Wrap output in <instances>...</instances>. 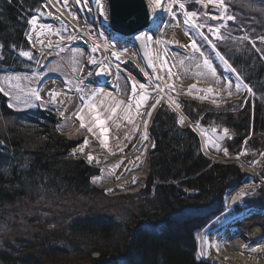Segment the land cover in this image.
Instances as JSON below:
<instances>
[{
	"label": "trees",
	"instance_id": "1",
	"mask_svg": "<svg viewBox=\"0 0 264 264\" xmlns=\"http://www.w3.org/2000/svg\"><path fill=\"white\" fill-rule=\"evenodd\" d=\"M43 2L0 0V72L33 68L38 54L26 34L33 15L46 17ZM225 3L235 21H227L226 39L216 47L255 96L219 108L180 101L195 122L228 129V155L245 150L251 161L264 149V43L257 41L264 36V0ZM187 8L217 23L199 3ZM245 35L249 40L238 39ZM59 122L50 109L13 110L0 92V264H211L199 259L197 235L224 212L227 193L251 181L238 165L206 157L199 136L164 104L150 128L155 148L144 189L109 196L92 182L98 170L68 156L82 141L59 133ZM247 204L264 210V188Z\"/></svg>",
	"mask_w": 264,
	"mask_h": 264
},
{
	"label": "bare ground",
	"instance_id": "2",
	"mask_svg": "<svg viewBox=\"0 0 264 264\" xmlns=\"http://www.w3.org/2000/svg\"><path fill=\"white\" fill-rule=\"evenodd\" d=\"M103 4L106 12L108 10L107 0H100ZM48 5L46 9L52 13L55 21L53 23H46L42 18H37V26H31V29L35 27V31H30L32 36V44L40 54L39 66L37 67L38 73L44 78L34 79V86L39 85L37 89L40 92L42 101H39L43 108H53L58 113L63 111V121L60 124L61 132L68 134L70 137L76 139H87L89 141L88 146L84 147L83 144L74 148L71 151V156L77 159H86L88 162V156L91 154L94 159L89 162L92 165L100 168L102 174L97 177L100 185L107 187L112 194L129 193L140 189L144 183L148 171V156L152 149L153 144L150 134V124L153 117L147 125L148 141L142 139L144 128L143 121L139 117H134V123L129 124L126 120L122 126H119L116 133L113 135L115 143L105 149L100 143V138L95 134L89 133L86 129H80V122L77 120L75 113L82 107L81 96L89 93L92 90L104 89L116 97L124 100L125 103H129L132 99L131 85L133 82L137 84H145L148 86V92L151 96L155 95L153 84L155 79L152 77L150 71L145 67L136 48L127 47L119 48L111 41L106 31L108 30V19L105 20L104 16L100 14V6L96 0H87L86 3L77 4L76 0H67V7L62 5L57 0H47L45 5ZM168 0H162L161 12L164 19H168L170 22V28L168 30V38H172L173 41L168 43L164 39L160 38V34H156L154 41H149V48L152 55L158 56V67L161 61L166 57V51L173 58L177 69L182 66L180 64L183 61V66L187 68V76L182 77L181 81L184 85H193L196 87H211L217 90L220 95L229 96V89L226 88V82L236 81V75L228 72L224 69L223 65L216 57L211 45L202 39L201 36L196 35L189 30L183 23L184 17L178 16L177 23L174 25L172 17L169 12L166 11ZM213 5V4H209ZM74 12H77L79 16L76 18ZM61 24L71 27L73 32V40H60L59 36L52 35L47 31V28L41 29L39 25H49L53 29L59 28ZM94 25L98 28L99 36H95L91 33L90 27ZM158 25L154 22L153 28ZM43 32L44 35L40 36ZM38 37L43 40L44 43L38 42ZM78 39H83L87 44L91 46L99 45L98 51L100 53V59L94 67H92L88 60L91 56L90 51H86L87 58L83 61L78 73L74 71L72 60V46ZM195 39L197 44L201 46V50L205 52L212 61L213 67L216 69L217 75H222V80L219 84L215 82L207 69L202 67H196V62L200 60L199 55L195 54L196 59L192 60L189 57L193 56V52L190 48L191 41ZM164 43V47L159 46L158 41ZM52 42V48H48V42ZM67 48V52L60 51V48ZM41 52L44 55H41ZM117 53L120 59H116L112 53ZM49 57H52L47 64L46 61ZM131 60L135 62L143 71L147 73L146 81H141L135 77L132 73L128 72L125 68V63ZM44 70L42 68L45 66ZM105 67L106 71L101 73L103 77L107 79L106 82L101 83L98 79V73L100 68ZM160 68V67H159ZM200 73V75H197ZM24 77H30L31 75H23ZM75 77L78 81L77 85H70L66 83L65 78ZM166 77V71H165ZM167 78V77H166ZM172 83L171 79L168 81ZM173 84V83H172ZM77 87L83 89V92L77 91ZM232 95L239 96L244 91H235L233 86ZM58 91L59 96L54 101H50V93ZM167 91V89H166ZM175 93L181 96H191L186 92L176 90ZM141 94V90H137V97ZM172 97V94L167 92ZM167 100V96H165ZM164 99V100H165ZM178 103L177 101H175ZM153 103L150 98L148 106ZM179 104V103H178ZM147 107L142 108L141 111H146ZM181 118L184 119V124H192V121L185 115L183 109L180 107L177 109ZM139 125V128H136ZM196 127V125H194ZM136 135L132 137L134 130ZM132 137V138H131ZM204 147L208 155L215 159H219L217 155H214L209 151L208 136L202 135ZM137 142V143H136ZM141 145L142 148H138ZM147 147V151L144 152L143 148ZM83 148V151H81ZM123 149V151H121ZM75 154V155H74ZM264 159V156L260 157L258 162L246 163L243 157L237 158L242 168L252 177L258 178L264 185V172L259 166V163ZM98 161V162H97ZM117 165H119L117 167ZM229 197L227 198V200ZM247 214L250 218L240 222L239 219L232 221L226 225L216 228L213 232L206 234L203 232L199 239L201 244L207 243V257L206 259L216 264H264V215L259 212L248 211ZM239 230V231H238ZM217 248L219 251H217Z\"/></svg>",
	"mask_w": 264,
	"mask_h": 264
},
{
	"label": "snow or ice",
	"instance_id": "3",
	"mask_svg": "<svg viewBox=\"0 0 264 264\" xmlns=\"http://www.w3.org/2000/svg\"><path fill=\"white\" fill-rule=\"evenodd\" d=\"M9 2H10V0H9ZM57 2H59V0H57ZM86 2H87V0H76L77 4L86 3ZM96 2L100 6V14L102 16H104L105 20H107L108 15H107V12H106L103 4L100 2V0H96ZM151 2L154 5L155 9H160L162 6V0H151ZM196 2L203 4V7L205 9L208 7L209 4H213L216 7H218L219 9H221L222 11L217 13V14H212L210 12L204 13V15L207 16L209 19L219 20V21H221V23L217 24V25H212V24L207 23L206 21L205 22H198L201 14L196 12V11H188L186 8V5L183 2H179V0H169V3L167 4L166 11H168L169 13H172L173 19H177L175 12H173V7L176 4H178V6L182 10L183 16L185 18L183 23L185 25H189L191 28L195 29L197 34L200 35L202 37V39L204 41H206L209 45H211L213 51L215 52L216 57L219 59V61L221 62V64L223 65V67L226 71L231 72V73L236 75V81L229 80L226 82V88L229 89V91H228L229 96H231L233 94L232 91L230 90L233 88V86L235 87V91L237 93L243 89V90H247L248 93L255 96V93L252 91V88L247 83L243 82L239 73H237V71L233 67V65L217 49L216 43L212 39H210L209 36L207 34H205V31H204V29L207 28V33L212 34L216 40L226 39V37H222L220 35L221 28L227 26L226 21H229V20L235 21V16L233 14L229 13L228 5L225 3V0H196ZM47 6L48 5L46 4L45 7H47ZM64 6L67 7V0H64ZM47 15H52V13L48 12ZM28 23L33 25V26H37V18L36 17L31 18L28 21ZM39 28H41V29L47 28V31L49 33H51L52 35L59 36L61 41L65 40V39H68V40L75 39V37H73L71 35H69L67 38H65L62 35L61 31L54 30L49 25H39ZM31 31H35V27L33 29H31ZM26 35H27V39L29 40V42H31L32 36L30 34H26ZM43 35H44V33L41 32L40 36H43ZM136 39L143 42L145 44V47H147V42L152 41L153 37L148 35L147 33H141V34L136 36ZM238 39L249 40V37L247 35H245L243 37H239ZM260 41H261V43H264V36L260 37ZM38 42L41 44L44 43V41L40 40L39 37H38ZM252 43H253V47H255V42L253 41ZM33 46H35V45H33ZM52 46H53L52 42L49 41L47 47L52 48ZM10 47H12V46H10ZM98 48H99V45H94V47L91 49L92 53H95L98 50ZM190 48L193 52V56L189 57V59L195 60L196 59L195 54H198L200 60H198L196 62V67H198V68L202 67L204 69H207L208 74H210L213 78H215V82L217 84H219L222 80V75L221 76L217 75L216 69L213 67L211 59L209 58V56H207L205 54L204 51L201 50V46L197 44L195 39H193L191 41ZM2 50H3V44L0 43V52H2ZM60 51L63 52V51H65V49L63 47H61ZM257 51H260V49L257 48ZM77 54L83 55V53H77ZM19 55L26 57L29 60L33 59V54L30 51L20 50ZM41 55H44V53L41 52ZM112 55H114L116 57V59H120L119 54L114 52V53H112ZM2 58H3V56L0 55V59H2ZM156 59L159 60L160 58L157 56ZM91 62L93 64L97 63V61L95 59H92ZM180 64H181V66H183V61H181ZM150 66L153 68L154 72H157V64L152 61L151 57H150ZM159 67H160L161 72L166 71V77L167 78L165 77V75H161V74L155 75V83L153 84V88L155 91L154 96L150 97V94L148 92V86H146L145 84H137L135 82H133L131 85L132 99L127 104L125 103L124 100H122V99L117 100L115 97H112V99L110 101L105 103L104 97L105 96L111 97L112 94L111 93H105L103 89L92 90L89 93H86L84 96H81L82 107L79 109L78 112L75 113L77 120L80 122V129H86L89 133H92L93 135H95L94 129H99L100 137H101L99 140V143L105 149H108L109 144H108V135L107 134H108L109 129L106 127V124H107L108 120H111L113 117L117 116V112H122L123 113V119L126 120L129 124L134 123V117L141 118V120L143 121V128H144V133H143L142 139L145 141H148V139H149L148 134H147L148 122L151 119L152 112L155 111L157 105L161 104V101L165 99V96H167L169 107L173 108L174 111L180 107V105L178 103H176L170 95L167 94V92L175 91L173 85L170 84L168 81L173 76H175L176 73H174L172 71V66L168 65L166 57L161 61ZM105 71H106L105 67H101L100 72L98 74L104 73ZM145 75H148V74L145 73ZM197 75H200V73H197ZM21 79L22 78L19 76L6 78V80L9 82L8 83L9 88H16V89H19L20 92H23L24 89L21 87V85L19 83V81ZM23 79H27V77H25ZM12 81H15L16 83L13 84ZM138 89L141 90V94L139 95L138 98H136ZM166 89H167V91H166ZM193 89H196L195 84H193L189 88V90H188L189 95L192 94ZM77 91L83 92V89L77 87ZM197 91H206L207 93L212 94L213 88L209 87L207 89H197ZM0 92H3L4 95L9 96L10 98H12L13 95H15V99L17 101L20 100L19 93L14 94L13 92L6 90L5 87H3V86H0ZM59 95H60V93L58 91L51 92L49 102L54 101L55 98ZM150 98L153 100V103L150 106H148L147 102L149 101ZM199 98L205 99L206 97L201 96ZM33 99L36 101H42L43 98L41 97L38 89H30L28 94L26 95V97L24 99V103L27 104L28 106H33L31 103V101ZM9 106L11 107L14 105H9ZM145 107H147V110L142 112L141 109L145 108ZM105 112L109 113L107 118H105ZM59 114L62 116L64 113H63V111H60ZM86 120H88L87 123H86ZM184 123H185L184 119L180 118L179 124L181 126H183ZM136 128L138 129L139 125H136ZM201 131H202V135H205V136L208 135L203 129ZM215 132H216V129L214 128L213 133H215ZM223 134H224V136L228 135V129L227 128L223 129ZM220 138L222 139V137H220ZM216 139L217 138H215V137L209 136L208 142L213 147H215L216 150L219 151L220 149H219L218 145L215 143ZM88 143H89V141L87 139H85L83 142V146L87 147ZM245 143H246V141H245ZM151 147L155 148V144H151ZM81 151H83V148H81ZM121 151H123V149H121ZM143 151L146 152L147 147H144ZM224 153H225V155H227V149H224ZM242 154L246 155L247 152L244 151ZM237 158H239V157H237ZM93 159H94V157L90 154L88 156L89 162H91ZM118 166L119 165H117V167ZM240 195H244V193H241ZM205 242L208 243V241H205ZM217 251H219L218 248H217ZM202 255H203V253H202Z\"/></svg>",
	"mask_w": 264,
	"mask_h": 264
},
{
	"label": "rangeland",
	"instance_id": "4",
	"mask_svg": "<svg viewBox=\"0 0 264 264\" xmlns=\"http://www.w3.org/2000/svg\"><path fill=\"white\" fill-rule=\"evenodd\" d=\"M148 1H149V5H150V11H151V14H152V22L153 23L156 22V23H158V25H156L155 28H152L151 31H148L147 34L153 37L152 42L155 40L154 37H155L156 34H160V38L164 39L166 42H168V43L172 42L173 39L172 38H168V35L170 33V32H168V30L170 28L169 20L168 19H164L162 17L163 14L161 12V9H155V7L152 4L151 0H148ZM60 3L64 5V1H62V2L60 1ZM168 3H169V0H168ZM173 12H175L177 19H173L172 13H169L168 15H170V17H172L174 25H175L177 23L178 16H183V13H182V10L179 8L178 4H176L173 7ZM47 13H48V11H47ZM74 16L77 18L79 16V14L77 12H74ZM51 19H52V16L48 15V20L51 21ZM186 26H187V28L189 30H191L196 35H198L195 29L191 28L189 25H186ZM223 29H224V27L221 28L220 35H221ZM54 30L61 31L62 35L65 38H67L69 35H71V36L73 35L71 27L66 26L64 24H61V26L59 28H55ZM90 31L95 36H99V31H98V28L96 26L91 25ZM198 36H200V35H198ZM211 36H213V35L211 34ZM213 38L215 39L214 36H213ZM65 40H67V39H65ZM111 41L114 42L116 45L117 44L122 45L124 48H126L127 46L128 47H132V48H136L132 42L118 41L117 39H112ZM158 43H159L160 47L165 48L164 47L165 45H164V43L161 40L158 41ZM81 45H82V39H79V40L76 41V43L71 48V50H72L73 68H74V71L76 73L79 72L83 61L87 58L86 50ZM67 51H68V49L65 48V51H63V52H67ZM77 53H83V55H78ZM100 57L101 56H100V53L98 52V50L95 53H92V51H91V56L89 58L90 65L92 67H94L96 64H93L91 62L92 59H95L98 62ZM166 58H167L168 65H171L172 66V71L174 73H176V75L171 78V81L173 83V84L172 83L171 84L173 85L175 91L179 90L181 92L188 93V90L191 87V85H184L182 83V81H181L182 77H186L188 75L187 74V68L182 66L178 70L173 58L169 55L168 51H166ZM48 61H49V59H48ZM152 61L157 64V72H154L152 67L150 69V72H151V75L153 76V78L155 79V75L156 74L165 75V72H161L160 68H158V60L156 59L155 55H152ZM47 62H46V64H47ZM46 64L42 68V70L46 67ZM35 69H36V66L34 67L33 71L29 73V74H31V76L27 77V79H23V78H25L24 76L18 75L16 73H13V74L12 73H7V72L0 73V86L5 87L6 90H8L10 92H13L14 94L19 93V96H20V100L19 101H17L15 99V95H13L12 98H10L8 96L9 105H14V106H11L13 109L22 111V110H29V109L31 110V109H37V108L42 109L43 108L40 105L39 101H36L34 99L31 101L33 106H28L27 104L24 103V99H25L26 95L28 94L29 90L30 89H37V87L39 86L38 84L34 86V84H35L34 83V79H40L41 81L44 79L38 72H34ZM19 73H21V72H19ZM26 74H28V73H26ZM15 76H19V77L22 78L19 81V83H20L21 87L24 89L23 92H20V90L16 89V88H9V86H8L9 82L6 80V78L7 77H15ZM98 79H99V81L101 83L107 81V79L105 77H103L102 74H98ZM65 81H66V83H68L70 85H77L78 84V81L73 76H71L68 79L65 78ZM12 83L15 84L16 82L12 81ZM207 88H209V87H196V89L192 90V94H191L190 97L191 98H195V99H199V100H201L203 102H209V103H212V104H215V105H218V104L220 105V104L225 103V101H227V100L234 99V98H239L241 96V95H239V96H235V95L223 96V95H220L218 93V91L214 90V89H213V93L212 94H209L206 91H197V89H207ZM175 91H170L169 93L170 94H174ZM104 92L105 93H110V92H108L106 90H104ZM242 94H243V92H242ZM175 96L176 97H180V95H175ZM201 96L206 97V98L205 99H200L199 97H201ZM112 97H115L117 100H120L119 97H116L115 95L112 94L111 97H109V96H105L104 97L105 103L110 101L112 99ZM149 101H150V99H149ZM149 101L147 102V104L149 103ZM48 109H51V108H48ZM108 115H109V113L105 112V118H107ZM87 122H88V120H86V123ZM124 123H125V120L123 119V113L122 112H117V116L116 117H113L111 120H108V122L106 124V127L109 129L107 135H108V144H109L110 147H111V145H113L115 143V141L112 138H113V135L116 133L117 128L119 126H122ZM57 128H58L59 132H61V130L59 128V125L57 126ZM136 130L137 129L134 130V132L132 134V137L136 135V133H137ZM94 131H95V134L99 138H101L99 129H94ZM215 143L218 145L220 150L219 151L216 150L215 147H213L211 144H209V148L211 149V151H214L217 154L224 153V150H223L222 146L219 145L217 143V141H215ZM245 156L246 155H242L243 159H244ZM225 158H228V157H225ZM251 178L255 179L254 177H251ZM93 182H94V184L96 186L102 187L100 185L99 180L97 178H94ZM247 185H249L251 187L250 188L241 189L240 192L244 193L247 196H251L252 191L254 189H256L257 186L253 182H251V183H249ZM238 202H239V204H237V207L240 209L239 212L235 211L234 207H230L229 211L225 212L222 216L217 218L213 222V225L208 226L204 230V232H206V234H208V233L213 232L214 230H216V228H218L220 226H223V225H226L228 223H231L232 221H235L237 219H239L240 222H244L245 219L250 218V215L247 214V212L249 210V208L247 206V203H245V202H243L241 200L238 201ZM202 253H203V255H202ZM199 257L202 260H207L206 259V257H207V243L204 242V244H201L200 239H199Z\"/></svg>",
	"mask_w": 264,
	"mask_h": 264
},
{
	"label": "water",
	"instance_id": "5",
	"mask_svg": "<svg viewBox=\"0 0 264 264\" xmlns=\"http://www.w3.org/2000/svg\"><path fill=\"white\" fill-rule=\"evenodd\" d=\"M108 16L110 20V32L116 36H123V39L132 38L137 45L140 54L142 55L147 67L150 66V54L148 43L145 44L136 39V36L150 29L151 27V12L147 0H108ZM209 12L217 14L220 12L218 7L210 6ZM160 105L157 106V108ZM156 108V110H157ZM205 132H208L220 143H223L227 138L223 133L209 130L206 127H201ZM222 137V139L220 138ZM141 148V146H140ZM217 162V160L215 161ZM264 171V161L262 162ZM243 198L240 194L234 192V197L231 201L233 206L239 199Z\"/></svg>",
	"mask_w": 264,
	"mask_h": 264
}]
</instances>
